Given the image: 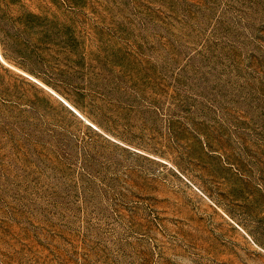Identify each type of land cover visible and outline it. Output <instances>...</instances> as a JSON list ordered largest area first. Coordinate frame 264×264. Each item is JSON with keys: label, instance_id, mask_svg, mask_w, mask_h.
<instances>
[{"label": "rangeland", "instance_id": "374dc122", "mask_svg": "<svg viewBox=\"0 0 264 264\" xmlns=\"http://www.w3.org/2000/svg\"><path fill=\"white\" fill-rule=\"evenodd\" d=\"M0 264H264V0H0Z\"/></svg>", "mask_w": 264, "mask_h": 264}]
</instances>
